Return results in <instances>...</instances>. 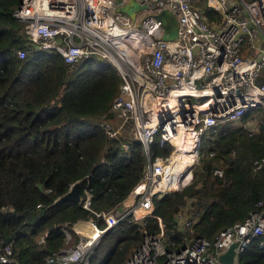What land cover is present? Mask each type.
<instances>
[{
	"label": "built area",
	"instance_id": "1",
	"mask_svg": "<svg viewBox=\"0 0 264 264\" xmlns=\"http://www.w3.org/2000/svg\"><path fill=\"white\" fill-rule=\"evenodd\" d=\"M137 1L147 7L134 20L115 10V0H22L14 10L36 48L55 49L69 64L92 54L110 60L121 82L100 125L108 138L120 140L124 151L138 141L146 156L139 180L120 205L98 213L105 225L92 218L75 221L70 228L77 240L46 263L89 264L103 232L131 214L135 220L156 217L160 230L143 231L141 244L123 264H223L219 256L233 242L231 264H241L239 255L253 237L264 246V197L243 221L211 239L193 235L197 208L180 210L179 243L165 237L161 219L153 214L152 196L191 182L206 128L230 122L255 133L264 121V0ZM205 8L219 17H209ZM162 9L177 20V37L171 40L162 38L156 17ZM17 54L23 57L25 50ZM156 139L169 145L170 152L152 155ZM263 159L254 160V169ZM214 173L222 175V169ZM90 198L85 188L80 195L84 208H90ZM44 235H38V243ZM70 236L66 230V241ZM2 250L0 260L12 261L10 246Z\"/></svg>",
	"mask_w": 264,
	"mask_h": 264
},
{
	"label": "trees",
	"instance_id": "2",
	"mask_svg": "<svg viewBox=\"0 0 264 264\" xmlns=\"http://www.w3.org/2000/svg\"><path fill=\"white\" fill-rule=\"evenodd\" d=\"M21 1L0 0V254L9 245L13 258L0 264H47L48 256L66 247L72 223L92 218L105 225L98 213L120 205L139 180L146 156L138 141L124 151L100 125L121 82L110 60L92 54L69 64L55 49L36 48L13 14ZM205 12L219 17L209 8ZM170 148L157 139L151 144L154 156ZM198 157L190 183L152 196L165 237L179 243L180 210L197 208L193 235L211 239L243 221L264 197V159L259 168L253 165L264 158V121L255 133L230 122L206 128ZM76 181L80 195L90 191V208L75 201L54 203ZM159 230L156 217L126 215L100 236L89 264H123L141 244L143 231ZM258 244L259 237L246 244L241 264H264V246Z\"/></svg>",
	"mask_w": 264,
	"mask_h": 264
},
{
	"label": "water",
	"instance_id": "3",
	"mask_svg": "<svg viewBox=\"0 0 264 264\" xmlns=\"http://www.w3.org/2000/svg\"><path fill=\"white\" fill-rule=\"evenodd\" d=\"M115 10L121 13H126L132 20L135 15L141 9L146 8V3H139L137 0H115ZM156 17L161 21L163 28L162 38L165 40H171L177 37L178 24L176 18L167 9H162L157 13ZM64 201L80 202V182H74L71 187L64 194L59 196L54 203H61ZM106 231V230H105ZM104 231V232H105ZM236 245L235 242L231 243L225 252L219 256V260L223 264H231L233 248Z\"/></svg>",
	"mask_w": 264,
	"mask_h": 264
},
{
	"label": "rangeland",
	"instance_id": "4",
	"mask_svg": "<svg viewBox=\"0 0 264 264\" xmlns=\"http://www.w3.org/2000/svg\"><path fill=\"white\" fill-rule=\"evenodd\" d=\"M200 2V0H198V3ZM198 160H199V157H198ZM198 160H197V162H198ZM197 162H196V164H197ZM196 166V165H195ZM195 166H194V168H195ZM70 234H71V236H70V238H69V240H67L66 242V247L65 248H69V247H71L72 246V244H73V242L75 241V239H73V235L75 236V238H76V235H75V233L74 232H70Z\"/></svg>",
	"mask_w": 264,
	"mask_h": 264
},
{
	"label": "bare ground",
	"instance_id": "5",
	"mask_svg": "<svg viewBox=\"0 0 264 264\" xmlns=\"http://www.w3.org/2000/svg\"><path fill=\"white\" fill-rule=\"evenodd\" d=\"M174 187H177V184H174ZM85 224H87V223H85Z\"/></svg>",
	"mask_w": 264,
	"mask_h": 264
},
{
	"label": "clouds",
	"instance_id": "6",
	"mask_svg": "<svg viewBox=\"0 0 264 264\" xmlns=\"http://www.w3.org/2000/svg\"><path fill=\"white\" fill-rule=\"evenodd\" d=\"M193 175V174H192ZM104 233V232H103Z\"/></svg>",
	"mask_w": 264,
	"mask_h": 264
}]
</instances>
